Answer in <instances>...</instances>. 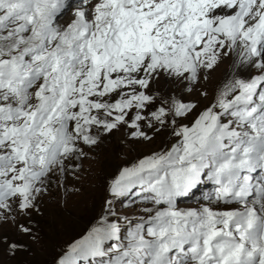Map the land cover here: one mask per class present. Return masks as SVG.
<instances>
[{"label": "snow or ice", "instance_id": "obj_1", "mask_svg": "<svg viewBox=\"0 0 264 264\" xmlns=\"http://www.w3.org/2000/svg\"><path fill=\"white\" fill-rule=\"evenodd\" d=\"M121 132L177 139L119 170L55 264H264V0H0V230L19 237L0 248L30 252L44 201L82 195ZM207 182L222 207H178ZM141 194L146 218L113 210Z\"/></svg>", "mask_w": 264, "mask_h": 264}, {"label": "rangeland", "instance_id": "obj_2", "mask_svg": "<svg viewBox=\"0 0 264 264\" xmlns=\"http://www.w3.org/2000/svg\"><path fill=\"white\" fill-rule=\"evenodd\" d=\"M218 87V85H216ZM216 87V89H217ZM216 90L206 99L200 101V109L214 102ZM185 123H189L190 120ZM123 132L117 133L109 142L110 147L100 154L96 162H91L92 173L84 185L82 195L72 196L61 191L59 199H66V206H57V197L46 199L43 204V216L33 217V226L38 230L41 240L38 244H31L30 252H18L10 256L5 248H0V264H55V261L67 249V246L80 237L81 234L99 218L105 206L106 199H112L108 185L122 167L135 163L138 159L162 149L169 148L176 142L175 137L168 135L156 137L152 142L121 143ZM88 162H86V165ZM68 187H72L69 180ZM135 191V190H134ZM192 196V200L185 202L178 200L179 208H200L202 205L222 207L207 197ZM143 195H130L116 198L113 210L119 215H127L135 222L140 216H147L142 209L153 207L143 200ZM197 196V199H194ZM123 223V221H121ZM0 235H8L12 239H19L14 230L5 226ZM29 243L27 238H23Z\"/></svg>", "mask_w": 264, "mask_h": 264}, {"label": "bare ground", "instance_id": "obj_3", "mask_svg": "<svg viewBox=\"0 0 264 264\" xmlns=\"http://www.w3.org/2000/svg\"><path fill=\"white\" fill-rule=\"evenodd\" d=\"M72 18H73L72 13L69 12L67 15L63 17V19L60 20L61 25H66L70 23ZM231 64H232L231 60H225L224 63L213 73L211 82L208 85H206L209 95L216 90L217 87L216 85L219 86L229 75V73L232 70ZM213 207H218V206L215 205ZM229 207H237V205H231Z\"/></svg>", "mask_w": 264, "mask_h": 264}]
</instances>
